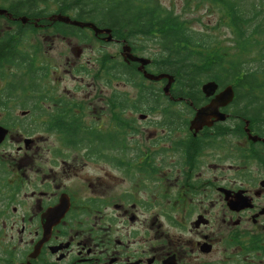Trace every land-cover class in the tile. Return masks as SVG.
Instances as JSON below:
<instances>
[{
  "label": "flooded vegetation",
  "instance_id": "flooded-vegetation-1",
  "mask_svg": "<svg viewBox=\"0 0 264 264\" xmlns=\"http://www.w3.org/2000/svg\"><path fill=\"white\" fill-rule=\"evenodd\" d=\"M28 23L30 21L25 25ZM52 25L54 23L49 21L38 27L54 31ZM56 36L69 39V35L57 33ZM106 37L95 36L93 40L103 45L115 44L121 49L122 56L125 41L113 38L106 42ZM261 48L264 49L263 42ZM103 55L99 51L98 58ZM81 58L82 52L77 51L75 60L66 63L70 67L67 72L85 66L91 68L90 61L83 65ZM5 68L7 72H13V66ZM4 80H11V76ZM166 86V83L155 85L162 92ZM218 86V91L209 98L202 92L203 85L200 86L206 101L183 118L189 122L184 130H171L167 116L161 115V111L158 115L145 113L144 119L139 117L148 122L150 116H155L152 125L158 131L148 133L145 143L141 142L143 146L132 137L128 151L130 163L125 172L130 187L120 195H117L119 191L106 185L102 177L87 181L86 164L80 163L85 159L84 155L73 163L66 161V152L77 153L76 148L54 147L49 150L53 153V164L34 165L33 156L29 155L36 149L37 138L32 135L27 144L28 136L17 126L19 135L15 143L19 146L16 156L24 154L26 157L18 161L6 150L0 153L4 160L14 162L7 165L9 179L0 181V203L10 204L1 215L0 264H264V126L241 118L243 132L238 136L227 132L222 138L223 143H219L223 148H215L216 129L222 125L230 131L236 117L232 103L221 109L227 116L226 121L212 119L211 127L206 126L198 133L190 131L197 111L209 105L226 88ZM46 88V94L51 97L57 93L52 87ZM175 88L178 85L173 84L170 94H163L175 104L185 103L182 98L172 97ZM6 102L1 105L5 106ZM98 102L105 105V112L118 110L111 108L108 99H98ZM21 103L19 100L8 101L12 111L7 112L15 115ZM35 103L40 108L35 110L34 116L28 110L22 111L20 116H15L16 120L29 119L34 134L46 133L57 139L58 133L53 124L45 121L44 111L53 115L61 104H71V108L66 106L69 107L66 112L88 117L84 112L89 111L92 104L66 96ZM77 104H88L89 107L79 108ZM128 114L134 119L131 112ZM98 120L101 121V117ZM40 123L50 126L38 128ZM98 128L102 130L101 125ZM8 129L11 135L12 129ZM4 144L0 145V150ZM236 147L238 158L232 157ZM190 151L198 152L190 158L187 154ZM59 155L64 157H60L58 163L56 156ZM215 158L221 163L231 162L228 168L217 164L223 171L217 176L213 172L214 163H211ZM111 166L120 168L119 165ZM225 170H232L233 177ZM66 175L79 183L68 184L64 180ZM220 189L230 192L228 200ZM237 199L241 200V206L244 205L240 211L229 207L230 202ZM13 204L17 206L11 210ZM108 204L114 205L115 212L109 213L112 205ZM156 205L160 209L155 213L151 209ZM216 206L219 207L217 211ZM61 209L66 212L54 224L52 220L56 216L49 214ZM213 218L221 220L220 229L214 226ZM200 219L201 224L197 226Z\"/></svg>",
  "mask_w": 264,
  "mask_h": 264
},
{
  "label": "trees",
  "instance_id": "trees-1",
  "mask_svg": "<svg viewBox=\"0 0 264 264\" xmlns=\"http://www.w3.org/2000/svg\"><path fill=\"white\" fill-rule=\"evenodd\" d=\"M192 1L195 8L218 15L219 24L229 30L228 44L214 39L209 33L192 29L189 21L159 0H0L1 6L14 19L27 17L30 21L24 25L20 20L2 17L14 29L0 37V77L11 76L0 95L1 108L8 110V101L19 100L22 103L16 109L28 110L34 116L35 110L40 108L36 101L58 98L57 93L53 97L46 94L49 70L46 65H39V49L34 45L35 48H27L26 44L32 32L41 31L35 23L48 24L49 15L59 13L78 21L93 22L99 28L111 29L114 38L127 42L134 53L149 54L152 63L148 71L174 76L178 88L172 97L186 100L180 105L169 101L162 90L154 86L155 83L147 81L137 71V64L100 56L98 73L91 71L97 81L102 79L110 86L113 82H120L136 90L132 98L120 91L108 98L111 108L118 109L117 112L110 111V125L100 130L96 122L88 123L84 121L86 117L66 112L71 104H61L53 115L47 111L43 113L47 118L45 121L55 127L60 146L84 152L87 162L104 161L119 165V169L128 172L130 138L136 137L138 132L136 119H130L128 112L136 115L161 111V115L167 116L166 122L171 130H184L189 122L183 118L206 101L200 86L208 81H215L220 86L234 85L236 92L233 102L236 110L233 115L236 117L232 125H228L230 131L222 125L216 129L215 148H223L219 143H223L222 138L227 132L235 136L243 132L244 121L241 118L264 126V49L261 48V42L264 45V0ZM52 7L53 12L50 10ZM52 26L56 33L71 35L82 44L91 42L88 30L60 23ZM6 66H13V72H7ZM3 101H7L5 106L1 105ZM77 107L84 108L82 104H77ZM0 124L12 132L18 126L26 136L34 134L29 119H15L12 125ZM49 124L44 123V126ZM197 152L187 154L192 158ZM233 152L232 157L238 158L237 147ZM11 163L0 157V181L9 179V169L4 166ZM9 206V203H0V218Z\"/></svg>",
  "mask_w": 264,
  "mask_h": 264
},
{
  "label": "rangeland",
  "instance_id": "rangeland-1",
  "mask_svg": "<svg viewBox=\"0 0 264 264\" xmlns=\"http://www.w3.org/2000/svg\"><path fill=\"white\" fill-rule=\"evenodd\" d=\"M159 1L165 7L175 10L177 12V15H180L183 19L189 21L192 29L209 33L214 39L223 42V44H228V40L230 38L229 30L219 24L218 15L215 12H208L205 9L195 8V2L192 0ZM50 10L53 12L54 7L50 8ZM12 29H14V27L12 28V26L8 24L6 19L0 17V37L5 35L7 31ZM32 33L33 34H30L31 36L28 38L29 41L28 44H26V47L33 48L35 46L39 49V65H47V69L49 70V75L48 77L46 76L47 87H52L54 91L57 92L56 96L58 97L64 98V96H66L71 97V99H75V101L76 99H80L82 100V102L84 101L89 104L92 103L89 111L84 112L86 115H89L88 117H86V122H96L97 126L99 127V125H101L102 130H104V127H108L111 123V115L107 111L105 112V105L101 102H98V99H108L113 93H117L119 91L128 93L130 95V98L136 95V90H134L131 85L120 82H113L110 86L106 84L102 79L97 81L91 73V71L94 70V74H96V72L98 73L100 69V66L97 63L99 51H102L104 55L110 56L113 60L122 61V57L120 54L121 49L118 48L115 44L103 45L102 43L93 40L94 36L90 32H88L87 34L88 37L92 39L90 44L86 47H84V44L80 43L75 37L71 35H69V39L65 40L57 37L56 32L53 30H41L38 33ZM147 47L149 50H152L149 45ZM76 48L83 49L81 64L86 65L87 62L90 61L91 68L85 66L77 71L75 70L78 68H75L73 72L70 71L69 73L67 72V70H69L70 67L66 66V63L67 61L70 62L75 60V55L77 54V51L75 50ZM141 56L147 57L149 56V54ZM8 75H6L4 78L0 77V95L1 92H3V90L6 88L7 81L4 79H6ZM85 106L89 107L88 104H83V107ZM7 111H12V108L9 107L8 110H3L0 106V122L12 125V121H14L13 119L15 118V116H20L23 110H15V115ZM132 115L136 119V126L139 127L138 132L136 133V141L143 146L141 142L145 143V139L147 138L148 133L158 131V128L152 125V121L156 119V117L150 116V120L148 122H143L139 119L140 114ZM99 117H101V121L98 120ZM40 124L41 125H37L38 128L44 127V123ZM18 135V130L14 129L6 145H4V147H2V149L0 150V153H5L4 151L6 150L7 153H10L12 155V157H17V160L20 161L24 159L26 155L23 154L16 156V151L19 145L15 143V139H17ZM33 137L34 139L37 138L35 145L37 150L35 149L29 155L30 157L31 155L33 156V164H53L55 160L53 158V153H49V150L53 149L54 147L60 146L58 139L52 135L50 137V135L46 133H42L40 135L36 132L35 134H33ZM130 139L131 142L132 138ZM66 153L67 155L65 156L68 157L66 161L70 160V163H73L72 161L77 159V157L79 159L83 158L84 155V152L82 151L77 153L67 151ZM56 157L57 159H59L58 163L61 162L62 158H60L59 156ZM37 159L41 160L37 162ZM6 161H8V159H6ZM80 163L86 164V167L84 168V175H86L88 182L95 181L96 177H102L106 185H109L111 189L114 188V190L119 191L117 195L122 194L128 189V187H130V184L126 181L125 172L121 169H117L114 166H111V164L105 163L104 161H98L95 163L87 162L84 158ZM211 163H214L213 172L215 176L221 175V173L223 172L220 169V166H218L217 164L224 165L225 168H228V165L231 164L230 161H223L221 163L217 161L216 158ZM7 165L8 164H6L5 166L7 167ZM225 172L228 173L231 178L233 177L234 172L232 170H225ZM67 175L64 180L68 184L79 183L78 180H74ZM220 181H222L221 177ZM114 194L116 195V193H112V195ZM114 203L120 204L119 201H115ZM111 205L108 204V206ZM16 206L17 204H13L10 209L12 210L13 207ZM113 206L114 205H112L108 210L109 213L115 212ZM159 209L160 208L156 205V207L152 208L151 210L156 213ZM218 209L219 207L216 206V211ZM2 223V220H0L1 225ZM221 223L222 222L220 219L213 218V224L215 227L221 228Z\"/></svg>",
  "mask_w": 264,
  "mask_h": 264
},
{
  "label": "water",
  "instance_id": "water-1",
  "mask_svg": "<svg viewBox=\"0 0 264 264\" xmlns=\"http://www.w3.org/2000/svg\"><path fill=\"white\" fill-rule=\"evenodd\" d=\"M0 16H8L10 18L12 17V15L9 14L6 9H2L1 7H0ZM20 20L23 23H26L28 18L27 17H21ZM49 20L53 21V22H59V23H63L66 25L73 26V27H77L80 29H90L94 32L96 37H98L100 35H107V37L104 39L106 42H111L113 40V34H112L111 29L99 28L98 26H96V24H94L92 22H83V21L74 20L71 17H69L67 15H62V14H54L49 18ZM77 51L79 53L82 52L81 49H78ZM122 56H123L124 61L126 63L132 62V63L139 64L140 66L138 68V71L141 72L147 80L152 81V82H161L163 80H167L168 82H167V86L164 88V93L166 95H169L171 86L175 82L174 76L169 75V74H158V75H156V74L148 72L146 70V67L151 63V60L148 58H145V57H139V56L134 55L132 52L131 46L128 44L124 45ZM218 89H219V86L214 81H210V82L204 84L202 87L203 93L206 95L207 98L213 96L218 91ZM234 99H235V90H234L232 85H229L219 95H217L210 102L209 105H207L206 107H203L197 111L196 116L191 121L190 130L198 133L200 130H202L206 126L211 127L214 123V121L212 119H215V122L226 121L227 116H226V114H223L221 112V109L232 104ZM145 117H146L145 115H142L141 119H144ZM247 132H249V130H247ZM8 133H9V131L6 128H4L3 126H0V144H2L5 141ZM253 139L257 140L256 137H254ZM30 141L31 140H26V143L28 144ZM220 190L222 192L226 193V195H227L226 200H228V196L230 195V192L225 191L224 189H220ZM229 207L232 210L240 211L242 208H244V205L241 206V200L237 199L236 201H231L229 204ZM65 212L66 211L63 209L54 210L53 212H51L49 214V216L50 215L56 216V218H54V220H52L55 223L52 222V224L53 223L56 224L57 222H59V220L65 214ZM57 215H58V217H57ZM200 224H201V219L198 222H196L197 226H200Z\"/></svg>",
  "mask_w": 264,
  "mask_h": 264
}]
</instances>
